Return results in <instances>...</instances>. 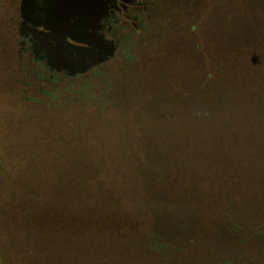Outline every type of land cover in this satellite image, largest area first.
I'll return each instance as SVG.
<instances>
[{"label":"trees","instance_id":"16d2710c","mask_svg":"<svg viewBox=\"0 0 264 264\" xmlns=\"http://www.w3.org/2000/svg\"><path fill=\"white\" fill-rule=\"evenodd\" d=\"M110 1L45 51L0 0V264H264V0Z\"/></svg>","mask_w":264,"mask_h":264},{"label":"rangeland","instance_id":"374dc122","mask_svg":"<svg viewBox=\"0 0 264 264\" xmlns=\"http://www.w3.org/2000/svg\"><path fill=\"white\" fill-rule=\"evenodd\" d=\"M118 1L124 7L131 0ZM114 3H116V0H113ZM106 4L101 0H22L19 4V12H24L23 14L34 21L37 27H42L45 30L37 28L39 30V39L41 38L44 41L51 38L57 41L60 46H65L69 39L79 40L82 37H87V39L91 37V31L97 28L103 21L97 20L95 19L96 16H93L97 14L100 19L103 14L102 11L105 10L104 5L106 7ZM215 20L216 18L212 21ZM202 31L204 41L208 43L206 48L210 51L208 37L211 31ZM44 44L43 49L46 51L48 44H46V41ZM49 46L48 50L51 48V45ZM102 49L105 50L104 48ZM207 50L205 49L206 52H208Z\"/></svg>","mask_w":264,"mask_h":264},{"label":"flooded vegetation","instance_id":"af4514ba","mask_svg":"<svg viewBox=\"0 0 264 264\" xmlns=\"http://www.w3.org/2000/svg\"><path fill=\"white\" fill-rule=\"evenodd\" d=\"M22 0H16V4H17V8H18V14L22 15V12H19V4L21 3ZM104 3H107L110 0H101ZM113 1V0H111ZM110 1V2H111ZM104 8L106 9L105 5ZM21 11V9H20ZM19 27L18 30L20 32L21 35H29L31 36V45L32 48L35 50H39V49H43V47L45 46V40L43 41L41 38H38V32L39 30L37 29L38 27L35 25L34 21L30 20L29 18H27V16H25V14H23L22 16H20L19 18ZM41 35V34H39ZM43 36V35H42Z\"/></svg>","mask_w":264,"mask_h":264}]
</instances>
